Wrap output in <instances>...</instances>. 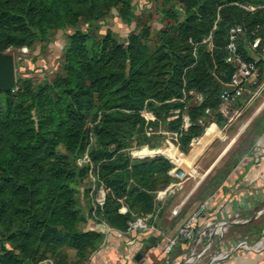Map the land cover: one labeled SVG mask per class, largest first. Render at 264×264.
<instances>
[{
    "label": "rangeland",
    "instance_id": "rangeland-1",
    "mask_svg": "<svg viewBox=\"0 0 264 264\" xmlns=\"http://www.w3.org/2000/svg\"><path fill=\"white\" fill-rule=\"evenodd\" d=\"M241 1L0 0L1 10L18 16L0 21V53L11 55L15 67L11 100L0 98V179L10 182L8 190L0 186V262L11 254L19 264H85L107 230L130 237L134 233L127 231L129 225L149 216L163 236L171 237L208 201L204 197L217 177L240 158L264 126V23L247 19L264 11V0ZM27 13L35 19L32 27L20 18ZM204 14L215 19L214 26L224 15L233 28L241 29L236 53L242 61L253 59L256 68L241 98L223 101L220 93L216 105L198 117L204 130L183 152L178 134L166 123L176 120L180 109L165 104L179 100L176 94L172 100L162 99L166 90L172 93L178 80L173 72L177 65L188 64L187 54L200 59L196 38ZM212 40L201 43L209 55ZM210 58L209 74L220 84L224 72ZM191 68L183 71V82ZM138 70L150 89L140 109L127 91V80H134ZM66 78L72 87L80 78L75 100L63 91ZM187 97V106L205 99L195 91ZM152 107L159 109V117ZM7 115L15 120L6 128ZM182 119V129L187 130L189 118L184 114ZM69 125L76 130L77 143L69 137ZM204 136L212 139L197 158L191 157ZM8 158L9 174H3L1 167ZM211 177L213 184L202 189ZM17 178L24 185L18 195ZM105 178L117 191L123 182L116 195L110 192L108 205ZM173 184L179 185L175 193L161 198L159 194ZM146 199L151 202L148 210ZM177 207L178 216L173 217L171 211ZM261 210L252 218L226 222L234 225L212 236L205 253L198 260L193 254L189 263H216L223 255L218 254L241 243L253 247L264 236ZM127 216L124 226L111 222ZM89 233L96 238L80 249L72 246V237ZM207 244L202 239L197 251ZM241 251L253 252L237 248L232 254ZM157 252L149 264H180L190 251L188 245H179L170 257L161 249Z\"/></svg>",
    "mask_w": 264,
    "mask_h": 264
},
{
    "label": "trees",
    "instance_id": "trees-1",
    "mask_svg": "<svg viewBox=\"0 0 264 264\" xmlns=\"http://www.w3.org/2000/svg\"><path fill=\"white\" fill-rule=\"evenodd\" d=\"M243 2V0L241 1ZM225 3V1L223 2ZM230 3V2H229ZM222 5V4H221ZM228 8V7H227ZM230 9V8H229ZM31 14V13H30ZM30 14L27 13L24 17H20L23 22L24 25L28 26V27H32L35 24V19L34 18H29ZM222 14V13H221ZM237 14V18L241 19V12L239 10L236 11ZM8 17H18L17 15H15L12 11H8V10H1L0 9V21L5 19L8 20ZM195 19L194 21H196L195 17H192V20ZM247 19H254V22L260 21L261 23H264V11H258L256 12L255 15H253L252 18H250L249 16L247 17ZM194 21H192L194 23ZM215 19H209L207 14H204V20H200L199 21V26L202 28L200 31V35L196 38L197 41L196 43H198V54L200 55V59L199 56L198 57H193L191 53L187 54V60H188V64H184V65H177V67H175V70L173 72V75H175L177 77V82L176 84H173V86H171L170 91H172V93H168V92H164V96L162 101L166 102L169 101L171 98V96H173L172 94H176V99L179 100L176 102V104H171L166 105V108H177L180 109V114L178 116V118L176 120H174L173 122H166L168 127H169V131L172 132H176L178 134V143H179V147L183 152H187V146L190 143V141L197 137L200 136V134L203 132L204 130V126H200L197 123V119L198 117H205L204 116V111L209 109L212 104H215L218 102L219 100V95L223 90V87L225 84H227L230 81L231 76L233 75V73L236 71V67L233 66V64H229L226 62V59L228 57V53L226 51V46L229 42V31L230 29H232V23H231V19L227 20L226 16L223 15V17L220 18V20L215 24H214ZM93 21H90L89 23V28L92 25ZM215 27V28H214ZM47 32L45 31L44 36H46ZM212 38L213 40V50H212V54L209 55L206 53L205 51V45H201V43L208 39V38ZM77 41V40H76ZM236 45H237V40H236ZM210 56L213 57L214 59V64L218 65L219 69H221L224 72V81L222 83H218L215 79H213V77H211V75L209 74V68L211 67L212 64V60L210 58ZM244 62H254V60H248V59H244ZM191 65L192 68L187 71L185 73V82H183V80H181L180 78L183 76V71L185 70V68L187 66ZM105 78V76H104ZM142 79H143V72L142 70H138L137 73L134 74V80H127L128 83V88L127 91L129 93H131V96L133 97V99L136 101V103L139 105V109L142 107V103L143 101L147 100V98L149 97V87L145 85V83H142ZM65 81V86L63 87V91L69 94L73 95V99L75 100L77 98L78 95V91H76V89H78V87H80L81 85V81L80 78L76 80V86L72 87L70 81L67 82V78ZM133 82V84H132ZM82 88V86H81ZM174 88V89H172ZM12 90V89H11ZM11 90L5 93L0 92V98L3 99L6 103H9L11 100ZM191 91H195L198 93H203L204 95V101L200 104V105H195V106H187L188 104V97L187 94ZM184 92V93H183ZM135 93V95H134ZM134 95V96H133ZM185 98V102L181 103L180 100ZM172 100V99H171ZM210 104V105H209ZM66 107L69 109L70 112H72V106L67 103ZM153 112L155 113L156 117H159V109L152 107ZM184 110H186L184 112ZM186 114L189 118V122H190V127L187 130H183L182 126H183V115ZM10 115H7L3 122L6 124V128L9 126L10 122H13L15 120L14 117H9ZM166 119L169 118V116L165 117ZM217 124L219 126H221V122L217 121ZM73 125H69L67 127V131H69V137L73 138V142L72 143H77V134H76V130L73 128ZM79 143V141H78ZM68 144H70V140L68 141ZM83 148V146H82ZM81 151V150H80ZM242 155L240 156V158L235 161L232 164H228L227 165V169L226 171L223 173L222 176H220L219 178L217 177V181L214 184V187L210 190V192L205 195L204 199L210 197L219 187H221L223 181L225 180V178L227 177V175L230 173V171L237 165V163L239 162V160L241 159ZM10 158L7 159V161L5 160L6 166L4 168L1 167L3 174H9V160ZM9 161V162H8ZM164 164L166 165V168L169 170L170 169V165L164 161ZM152 167V166H151ZM220 170V168L218 167L215 170V173H217ZM3 178V177H2ZM214 178V177H213ZM213 178L211 177L209 180L205 181L204 183V188L211 186V184H213ZM108 178L104 179V184L106 186V202L107 205L109 204V200H110V196L116 195L118 191H120V189H123V182L121 184V186H119V190L117 191L115 188H113V183L112 180H107ZM14 182L16 184L17 187V193L16 195L19 194V191H22L24 189V185L20 184V182L17 179H14ZM10 182L9 181H5L4 183L2 182V179H0V186L4 189V190H8L7 188H10ZM63 189L65 190V186L61 185L60 191L63 192ZM114 190V191H113ZM115 192V193H110V192ZM147 198V196H146ZM147 200V199H146ZM151 207V202H149V200L146 201V205L144 206L145 210L150 209ZM197 209V208H196ZM195 209V210H196ZM194 210V211H195ZM193 211V212H194ZM192 214V213H191ZM181 217V216H179ZM128 216L126 218H120V217H116L113 218V220L111 221L113 225L121 227L124 226L126 223ZM189 218V217H188ZM187 218V219H188ZM60 223V219L56 221L55 224ZM32 237V234L30 235ZM92 238H96V235L94 233H89V234H80L78 235L76 238L75 236L72 237L71 239V244L75 249H80V246L85 243L87 240ZM153 243H149V245H152ZM4 251V249H3ZM173 251L168 255V257H170L172 255ZM11 255V254H10ZM10 255L4 256L3 261L0 262V264H19L16 259Z\"/></svg>",
    "mask_w": 264,
    "mask_h": 264
},
{
    "label": "crops",
    "instance_id": "crops-1",
    "mask_svg": "<svg viewBox=\"0 0 264 264\" xmlns=\"http://www.w3.org/2000/svg\"><path fill=\"white\" fill-rule=\"evenodd\" d=\"M210 136H204L203 144L191 154V157L197 158L204 151L212 139ZM207 199L210 207L200 221L202 226L214 221L231 222L235 217H254L262 208L264 209V126L227 175L221 187ZM251 221L253 219L248 223ZM217 229L215 228V231ZM151 238L153 241H150ZM164 244L165 239L162 236L145 237L134 234L129 237L107 230L104 241L85 264H149V259L157 255L158 250L161 249V254L164 255L162 253ZM240 246L243 249L258 250L264 246V236L253 247L246 243ZM137 254L141 255L139 261H135ZM224 256L225 254L220 259ZM220 264H264V251L236 252Z\"/></svg>",
    "mask_w": 264,
    "mask_h": 264
},
{
    "label": "built area",
    "instance_id": "built-area-1",
    "mask_svg": "<svg viewBox=\"0 0 264 264\" xmlns=\"http://www.w3.org/2000/svg\"><path fill=\"white\" fill-rule=\"evenodd\" d=\"M240 32H241L240 28H232L229 31V42L226 46V51L228 53L226 62L235 65L236 71L231 76L230 81L227 84H225L223 87L220 96L223 101H229V100L234 101L241 98L245 92V85L248 83V80L250 79L256 68L255 62H244L238 57L236 53L237 51L236 38L238 33ZM178 187L179 185L177 184L170 185L163 192H161L159 196L161 198L170 196L171 194L175 193ZM178 209L179 208L177 207L171 211L173 217L178 216L179 213ZM208 210H209V204L207 201L200 204L197 207V209L191 214L188 220L171 237L163 236V234L159 231V229L156 228V226L151 222V218L149 216H146L145 218H139L136 221H134L132 224L129 225L127 231L134 234L137 233L145 237H150V236L164 237L165 244L163 246L162 253L165 256L169 255L179 245H184V246L188 245L190 252L187 258L183 261L185 263L189 262L193 254L197 256V260H198L205 253L207 248L210 246L211 237L215 235H221L229 227L228 224L223 221L209 222L207 223V225L202 226L200 221L202 220L205 213L208 212ZM218 227H223V229L220 230L218 229V231H215V228L217 229ZM202 239H207L208 244L204 249L197 251V247L200 246ZM241 244L237 245L235 248L229 250L228 252H223L218 254V255L225 254V256L219 259L216 263L209 262L208 264H220L222 261L228 259L235 249L241 248L240 246ZM246 250H251V249H246ZM262 251H264V246L258 250H253V252L256 253Z\"/></svg>",
    "mask_w": 264,
    "mask_h": 264
},
{
    "label": "water",
    "instance_id": "water-1",
    "mask_svg": "<svg viewBox=\"0 0 264 264\" xmlns=\"http://www.w3.org/2000/svg\"><path fill=\"white\" fill-rule=\"evenodd\" d=\"M235 67V65H233ZM15 85V67L14 58L11 55L0 53V92L5 93L10 91ZM234 223L228 224L232 226ZM153 241V238L150 239ZM141 255L135 256V261L140 260ZM180 264H185L183 261Z\"/></svg>",
    "mask_w": 264,
    "mask_h": 264
},
{
    "label": "bare ground",
    "instance_id": "bare-ground-1",
    "mask_svg": "<svg viewBox=\"0 0 264 264\" xmlns=\"http://www.w3.org/2000/svg\"><path fill=\"white\" fill-rule=\"evenodd\" d=\"M216 231H217V230H216ZM190 260H191V258H190ZM190 260H189V261H190ZM187 264H190V263H189V262H187Z\"/></svg>",
    "mask_w": 264,
    "mask_h": 264
}]
</instances>
